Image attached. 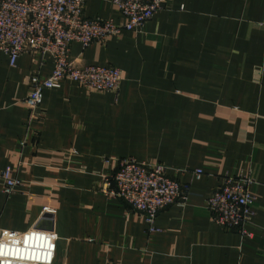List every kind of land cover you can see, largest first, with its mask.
Segmentation results:
<instances>
[{
  "label": "crops",
  "instance_id": "obj_1",
  "mask_svg": "<svg viewBox=\"0 0 264 264\" xmlns=\"http://www.w3.org/2000/svg\"><path fill=\"white\" fill-rule=\"evenodd\" d=\"M85 15L126 22L112 0H89ZM71 54L119 68L120 91L65 80L31 121V77L50 76L52 61L26 53L12 67L0 52V171L22 182L11 197L0 191V242L50 231L43 264H264V0H170L143 32ZM127 158L161 163L190 188L155 232L104 191ZM225 176L253 180L251 236L222 229L208 209Z\"/></svg>",
  "mask_w": 264,
  "mask_h": 264
},
{
  "label": "built area",
  "instance_id": "obj_2",
  "mask_svg": "<svg viewBox=\"0 0 264 264\" xmlns=\"http://www.w3.org/2000/svg\"><path fill=\"white\" fill-rule=\"evenodd\" d=\"M169 1L112 0L126 20L119 26L113 20L88 18L85 10L89 0H0V52L8 57L10 65L15 67L26 53L50 59L53 64L50 76L31 77L30 92L24 100L31 121L38 117L45 91L59 89L65 80L91 92L118 93L121 70L115 66L80 63L71 54L72 45L77 43L87 49L111 37H119L124 31L141 33L153 15L166 8ZM171 171L161 163L122 159L118 171L106 181L104 191L110 198L126 202L131 212L143 215L150 232H155L159 213L186 203L190 195V188L172 176ZM194 174L201 179L204 171L198 169ZM21 183L12 168L0 171V191L6 196L14 195ZM252 184L251 178L225 176L208 199L213 220L222 229L235 231L242 237L251 236L248 228L255 216L256 202L250 190ZM46 211L51 213L49 209ZM34 233L48 240L33 247ZM52 252V233L35 228L0 242V264H43Z\"/></svg>",
  "mask_w": 264,
  "mask_h": 264
},
{
  "label": "water",
  "instance_id": "obj_3",
  "mask_svg": "<svg viewBox=\"0 0 264 264\" xmlns=\"http://www.w3.org/2000/svg\"><path fill=\"white\" fill-rule=\"evenodd\" d=\"M40 228V227H39Z\"/></svg>",
  "mask_w": 264,
  "mask_h": 264
}]
</instances>
